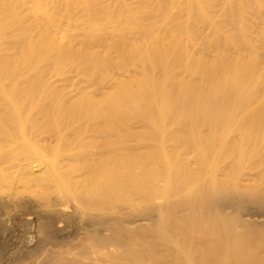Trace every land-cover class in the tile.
<instances>
[{
	"label": "rangeland",
	"instance_id": "obj_1",
	"mask_svg": "<svg viewBox=\"0 0 264 264\" xmlns=\"http://www.w3.org/2000/svg\"><path fill=\"white\" fill-rule=\"evenodd\" d=\"M169 1L0 0V115H21L27 119V132L55 124L58 119L54 117H66L79 128L102 133L92 140L90 149L109 139L116 141L120 134H126L121 138L141 150L148 140L154 141L156 145L143 157L163 162L176 157V138L186 132L182 111L193 108L195 128L207 126L202 123V113L196 111L201 100L209 101L214 96L226 67L238 70L240 75L221 86L223 93L218 101L204 113L264 115V0H193L190 35L178 8L165 17ZM172 2L177 5L179 0ZM177 26L179 33L172 35L171 30ZM211 70L214 83L206 77ZM254 156L246 163L241 161L244 164L222 158L215 168L211 166L218 174L210 172L203 177L195 170L193 152L183 154L188 170L184 180L193 190L218 187V180L229 189L244 191L243 183L256 176L246 192L264 195V151L258 150ZM243 166H249L246 171L252 172L251 178L245 179L249 176L246 171L245 178L240 175ZM140 170L147 179L157 174L151 166ZM161 174L164 177L166 171ZM160 184L169 194L178 191L172 179ZM198 209L193 211V232L220 240L225 228L221 224L213 226L210 217L215 211L213 215L212 211ZM260 209L249 206L245 218L248 215L260 221L263 229L258 225L254 229L264 238V209ZM158 213L162 222L171 218L169 210ZM0 216L3 218L4 212L0 211ZM241 225L235 223L236 230L243 233ZM18 229L13 234L17 240L21 235ZM1 241L0 251L4 247ZM255 249L264 253V247L249 251ZM152 257L154 264H172L165 250L159 249ZM198 257L191 256L192 264L199 263ZM240 257L264 264V256ZM234 258L224 259H228L227 264H236ZM41 259L35 256L30 261L38 264ZM182 259L188 264L186 257Z\"/></svg>",
	"mask_w": 264,
	"mask_h": 264
},
{
	"label": "bare ground",
	"instance_id": "obj_2",
	"mask_svg": "<svg viewBox=\"0 0 264 264\" xmlns=\"http://www.w3.org/2000/svg\"><path fill=\"white\" fill-rule=\"evenodd\" d=\"M174 8L184 14L186 33L192 34L193 0H179L177 5L172 0L166 2L165 17ZM179 31L177 26L171 33L177 35ZM239 75L238 70L226 67L211 101L203 99L199 103L196 112L202 113L205 128H195L193 108L182 111L186 132L176 138V157L163 162L143 157L156 145L154 141L148 140L141 150L121 138L126 134H120L118 140L109 139L90 149L92 140L102 134L99 130L79 128L66 117H54L58 119L55 124L27 132V119L1 114L0 211L5 216H0V240L4 245L0 264H32L30 260L35 256L42 258L36 261L38 264H154L151 258L159 249L169 253L172 264H183V256L188 264H192L191 256L201 257L196 264H219L222 257L220 264H227L226 256L235 257L236 264H262L258 259L249 258L248 262L240 257L264 256L257 249L249 251L264 247L262 233L254 229L261 227L260 221L248 215L245 218L249 206L264 209L263 193L246 192V186L256 177L251 178L250 170L246 171L249 166L239 172L245 178L246 171L249 176L245 179H252L243 183L244 191L229 189L218 180V187L211 184L215 187L193 190L184 180L188 170L183 154L193 152L195 170L207 177L210 172L218 174L214 168L222 158L246 163L258 150L264 151V115L204 113L218 101L223 93L221 86ZM206 77L214 83L212 70ZM190 89L193 92V82ZM191 99L193 102V94ZM147 166L156 168V176L147 179L141 175L140 169ZM171 179L178 187L175 194L160 188L162 181ZM198 208L212 214L215 211L210 217L213 226L221 224L225 228L220 240L193 232V211ZM163 209L171 212L168 222L159 218L158 212ZM237 221L245 228L243 233L236 230ZM19 227L17 240L13 234Z\"/></svg>",
	"mask_w": 264,
	"mask_h": 264
}]
</instances>
